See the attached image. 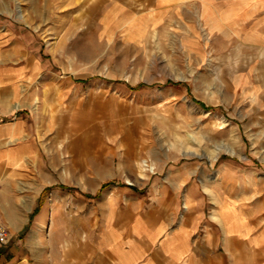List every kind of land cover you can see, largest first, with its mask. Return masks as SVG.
<instances>
[{"label": "rangeland", "instance_id": "1", "mask_svg": "<svg viewBox=\"0 0 264 264\" xmlns=\"http://www.w3.org/2000/svg\"><path fill=\"white\" fill-rule=\"evenodd\" d=\"M0 1L44 61L21 98L38 139L22 200L31 204L39 174L95 202L87 196L116 185L145 193L185 167L204 171L206 205L264 215L262 46L205 31L196 8L165 11L158 0ZM141 160L152 169L137 179Z\"/></svg>", "mask_w": 264, "mask_h": 264}, {"label": "crops", "instance_id": "2", "mask_svg": "<svg viewBox=\"0 0 264 264\" xmlns=\"http://www.w3.org/2000/svg\"><path fill=\"white\" fill-rule=\"evenodd\" d=\"M158 3L165 11L196 8L205 31L232 34L237 41L264 48V0ZM2 4L0 222L8 227L10 240L0 249V264H264V215L253 216L232 202L211 199L206 205L202 170H170L145 193L112 186L99 197L87 196L95 202L78 199L69 187L43 185L47 180L39 174L31 204L27 196L22 200L38 139L21 98L42 74L44 61L37 52L38 39L26 25L10 19ZM130 142L128 133L120 140ZM80 234L84 237L78 238Z\"/></svg>", "mask_w": 264, "mask_h": 264}, {"label": "bare ground", "instance_id": "3", "mask_svg": "<svg viewBox=\"0 0 264 264\" xmlns=\"http://www.w3.org/2000/svg\"><path fill=\"white\" fill-rule=\"evenodd\" d=\"M191 136V135H190ZM195 137V136H194ZM200 141V140H199ZM204 141V140H203ZM197 142V141H196ZM197 144V143H196ZM219 147H217V152H221V151H228V148L227 147H222V146H220V145H218ZM230 152V151H229ZM230 153H232V152H230ZM182 154L183 155H195V154H198V153H196L195 151L194 152H191V151H189V150H187V148L185 147V149L183 150V152H182ZM216 157H217V153H215V154H213L212 156H211V158H210V160L211 161H214L215 159H216ZM147 162H146V160H141V162H139L138 163V165H139V173H138V177H137V179L138 178H140V179H142L144 176H146V174L144 175V173H145V171H149L150 169H152V167L151 166H149L148 164H146ZM123 172V171H122ZM126 181L128 182V183H131V181L130 180H128L127 178H126ZM138 181V180H137Z\"/></svg>", "mask_w": 264, "mask_h": 264}, {"label": "built area", "instance_id": "4", "mask_svg": "<svg viewBox=\"0 0 264 264\" xmlns=\"http://www.w3.org/2000/svg\"><path fill=\"white\" fill-rule=\"evenodd\" d=\"M10 240V232L8 227L0 222V249L4 248Z\"/></svg>", "mask_w": 264, "mask_h": 264}]
</instances>
